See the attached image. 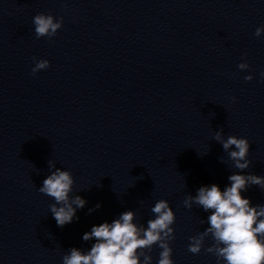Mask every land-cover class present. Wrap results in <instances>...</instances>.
I'll return each mask as SVG.
<instances>
[{
    "label": "water",
    "instance_id": "water-1",
    "mask_svg": "<svg viewBox=\"0 0 264 264\" xmlns=\"http://www.w3.org/2000/svg\"><path fill=\"white\" fill-rule=\"evenodd\" d=\"M40 13L63 17L51 40L35 36ZM261 26L264 0H0V264H63L125 211L147 227L160 199L176 216L174 264H217L188 251L210 213L184 200L240 172L214 139L221 129L249 141L241 174L264 176ZM33 57L50 67L33 76ZM48 161L87 201L64 227L38 191ZM242 195L264 205L259 186Z\"/></svg>",
    "mask_w": 264,
    "mask_h": 264
},
{
    "label": "clouds",
    "instance_id": "clouds-1",
    "mask_svg": "<svg viewBox=\"0 0 264 264\" xmlns=\"http://www.w3.org/2000/svg\"><path fill=\"white\" fill-rule=\"evenodd\" d=\"M34 31L37 39L55 37L62 28L63 17L57 19L51 14H37L33 17ZM264 26L257 27L254 35L260 37ZM34 60L31 69L35 76L41 70H47L50 62L46 59ZM247 62L238 65L240 70L249 69ZM264 78V73H261ZM246 81L253 79L252 75L244 77ZM223 129L215 133L214 139L222 144L234 167L240 172L228 177L230 186L223 190L218 184L202 186L195 196H188L184 206L191 209L192 205L202 208L207 216L208 227L195 236L189 237L188 251L194 255L202 249L214 255L217 264H264V205L253 206L250 198L242 195L250 186L256 185L264 189V176L241 174L249 168L248 159L250 144L246 138L230 135L225 139ZM50 174L43 180L38 191L51 197L55 202L49 205L50 212L57 226L64 227L79 219L77 209H83L87 201L79 195L72 196L75 183L71 171L61 170L48 161ZM55 170L52 171L51 169ZM98 203L95 208H100ZM89 209V214L95 211ZM153 219L144 224L134 222L136 213L125 211L111 223L104 222L92 226L89 232L83 234L84 241H94L90 249L83 251L71 248L63 256V264H152L151 253L154 246L161 251L157 264H174L173 249L170 242L175 239L176 216L170 204L165 199L157 200L151 208ZM210 237L212 244L204 248L206 238ZM141 258H143L141 260Z\"/></svg>",
    "mask_w": 264,
    "mask_h": 264
}]
</instances>
